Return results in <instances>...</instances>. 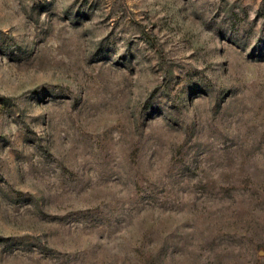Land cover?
Returning a JSON list of instances; mask_svg holds the SVG:
<instances>
[{
  "label": "rangeland",
  "instance_id": "obj_1",
  "mask_svg": "<svg viewBox=\"0 0 264 264\" xmlns=\"http://www.w3.org/2000/svg\"><path fill=\"white\" fill-rule=\"evenodd\" d=\"M0 264H264V0H0Z\"/></svg>",
  "mask_w": 264,
  "mask_h": 264
},
{
  "label": "trees",
  "instance_id": "obj_2",
  "mask_svg": "<svg viewBox=\"0 0 264 264\" xmlns=\"http://www.w3.org/2000/svg\"><path fill=\"white\" fill-rule=\"evenodd\" d=\"M157 49V48H156Z\"/></svg>",
  "mask_w": 264,
  "mask_h": 264
}]
</instances>
